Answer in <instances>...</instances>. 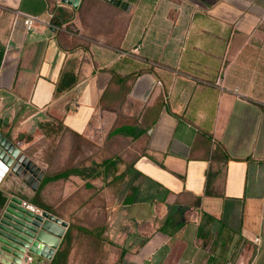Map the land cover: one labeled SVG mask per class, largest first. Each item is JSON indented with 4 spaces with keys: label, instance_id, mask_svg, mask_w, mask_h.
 Wrapping results in <instances>:
<instances>
[{
    "label": "crops",
    "instance_id": "obj_1",
    "mask_svg": "<svg viewBox=\"0 0 264 264\" xmlns=\"http://www.w3.org/2000/svg\"><path fill=\"white\" fill-rule=\"evenodd\" d=\"M123 2L0 0L14 25L0 38V136L26 156L36 116L75 139L117 125L140 179L118 215L130 206L152 231L127 261L264 264V0ZM116 166L102 163L105 178ZM15 185H0L8 201Z\"/></svg>",
    "mask_w": 264,
    "mask_h": 264
},
{
    "label": "rangeland",
    "instance_id": "obj_2",
    "mask_svg": "<svg viewBox=\"0 0 264 264\" xmlns=\"http://www.w3.org/2000/svg\"><path fill=\"white\" fill-rule=\"evenodd\" d=\"M13 26L0 15V38L8 40ZM117 127L100 132L96 141L75 139L61 123L36 116L20 135L26 157L44 172L35 190L24 191L25 197H36L72 226L67 264H132L125 259L126 254L122 256L123 251L133 253L152 233L144 221H137L130 206L120 207L118 215V202L133 195L140 179L130 171L138 145ZM107 159L116 160L117 166L105 178L102 163ZM70 168L78 174L51 180ZM45 178L54 182L41 189ZM144 229L147 233L141 236Z\"/></svg>",
    "mask_w": 264,
    "mask_h": 264
},
{
    "label": "water",
    "instance_id": "obj_3",
    "mask_svg": "<svg viewBox=\"0 0 264 264\" xmlns=\"http://www.w3.org/2000/svg\"><path fill=\"white\" fill-rule=\"evenodd\" d=\"M124 8L123 0H108ZM74 8L80 0H62ZM0 185L11 180L14 191L0 207V264H22L27 255L36 257L34 264H50L64 238L68 223L33 204L23 205L24 191L35 190L44 172L9 141L0 136ZM1 189V188H0ZM4 193V192H3ZM27 198V197H26ZM31 200V198H28Z\"/></svg>",
    "mask_w": 264,
    "mask_h": 264
},
{
    "label": "trees",
    "instance_id": "obj_4",
    "mask_svg": "<svg viewBox=\"0 0 264 264\" xmlns=\"http://www.w3.org/2000/svg\"><path fill=\"white\" fill-rule=\"evenodd\" d=\"M2 59H3V51L0 50V66L2 63ZM69 173H70V171L66 170L64 172H61V173L53 176L51 178V180L59 179V178H65L69 175ZM46 183H47V181L45 178V181L43 182L41 189L44 188ZM38 192H40V191H38ZM6 202H7V197L4 195L3 191L0 189V207H3L6 204ZM31 203H33L35 206H38V207L42 208L43 210L51 213V209L45 205L40 204L37 201L36 197L31 200ZM71 241H72V226H70V228L68 229L62 244L58 248V250H57L54 258L51 260L50 264H67L68 263V257L70 254V248L69 247H70ZM124 255H125V251H123V253H122V256H124Z\"/></svg>",
    "mask_w": 264,
    "mask_h": 264
},
{
    "label": "built area",
    "instance_id": "obj_5",
    "mask_svg": "<svg viewBox=\"0 0 264 264\" xmlns=\"http://www.w3.org/2000/svg\"><path fill=\"white\" fill-rule=\"evenodd\" d=\"M38 23V19L36 17L33 16H25L23 18V25L24 28L27 32L32 31L36 25ZM217 86H219L220 88H224L222 82L220 80L217 81ZM235 93H237V90H234ZM23 205H29L26 201L23 202ZM42 211L39 210V213H41ZM22 264H34V256L32 255H27V259L25 261L22 262Z\"/></svg>",
    "mask_w": 264,
    "mask_h": 264
}]
</instances>
